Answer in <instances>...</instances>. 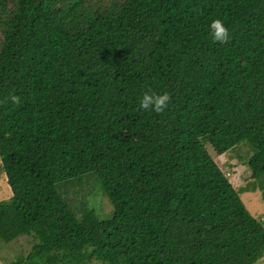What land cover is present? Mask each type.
Wrapping results in <instances>:
<instances>
[{
	"label": "trees",
	"instance_id": "trees-1",
	"mask_svg": "<svg viewBox=\"0 0 264 264\" xmlns=\"http://www.w3.org/2000/svg\"><path fill=\"white\" fill-rule=\"evenodd\" d=\"M204 140L247 146L264 197V0H0V242L34 240L8 264H254L264 224ZM88 175L109 217L63 197Z\"/></svg>",
	"mask_w": 264,
	"mask_h": 264
},
{
	"label": "rangeland",
	"instance_id": "rangeland-1",
	"mask_svg": "<svg viewBox=\"0 0 264 264\" xmlns=\"http://www.w3.org/2000/svg\"><path fill=\"white\" fill-rule=\"evenodd\" d=\"M204 143L232 185L241 192V198L247 209L264 224V197L262 191H243L245 188L250 187L252 183L251 172L246 163L250 150L246 148L247 146L240 145L224 154L217 155L206 140H204ZM95 182L94 177L88 175L80 178L79 181L78 179L71 180L59 186L63 197L78 216L85 208L92 209L100 219L111 215L112 207ZM10 195L11 191L6 181L3 177H0V200H7ZM33 242L34 240L30 235L20 236L8 243L0 242V264H8L19 255H25ZM87 264H100V262L92 261ZM254 264H264V256Z\"/></svg>",
	"mask_w": 264,
	"mask_h": 264
},
{
	"label": "clouds",
	"instance_id": "clouds-1",
	"mask_svg": "<svg viewBox=\"0 0 264 264\" xmlns=\"http://www.w3.org/2000/svg\"><path fill=\"white\" fill-rule=\"evenodd\" d=\"M210 35L214 42L225 43L229 39V30L225 23L220 19H213L209 25ZM13 102H19V98L16 96L11 97ZM171 100L168 93L156 94L151 90L146 91L139 100L140 110L155 111L156 113H162Z\"/></svg>",
	"mask_w": 264,
	"mask_h": 264
}]
</instances>
